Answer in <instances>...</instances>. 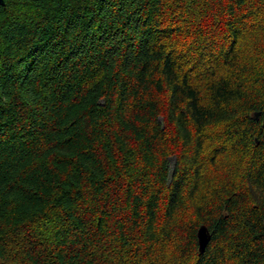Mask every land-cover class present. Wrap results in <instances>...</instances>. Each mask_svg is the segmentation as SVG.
I'll return each mask as SVG.
<instances>
[{
	"label": "trees",
	"instance_id": "1",
	"mask_svg": "<svg viewBox=\"0 0 264 264\" xmlns=\"http://www.w3.org/2000/svg\"><path fill=\"white\" fill-rule=\"evenodd\" d=\"M0 264H264V0H4Z\"/></svg>",
	"mask_w": 264,
	"mask_h": 264
},
{
	"label": "water",
	"instance_id": "2",
	"mask_svg": "<svg viewBox=\"0 0 264 264\" xmlns=\"http://www.w3.org/2000/svg\"><path fill=\"white\" fill-rule=\"evenodd\" d=\"M3 3L4 0H0V4ZM257 114L258 112L255 111L254 116L257 117ZM196 235H197L198 249L199 251H202L210 237V231L204 223H201L197 228Z\"/></svg>",
	"mask_w": 264,
	"mask_h": 264
}]
</instances>
